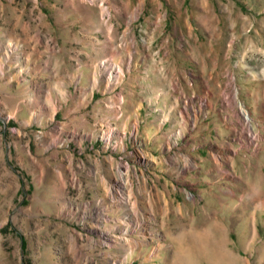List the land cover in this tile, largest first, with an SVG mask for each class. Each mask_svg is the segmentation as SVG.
<instances>
[{
    "label": "rangeland",
    "instance_id": "obj_1",
    "mask_svg": "<svg viewBox=\"0 0 264 264\" xmlns=\"http://www.w3.org/2000/svg\"><path fill=\"white\" fill-rule=\"evenodd\" d=\"M0 264H264V0H0Z\"/></svg>",
    "mask_w": 264,
    "mask_h": 264
},
{
    "label": "bare ground",
    "instance_id": "obj_2",
    "mask_svg": "<svg viewBox=\"0 0 264 264\" xmlns=\"http://www.w3.org/2000/svg\"><path fill=\"white\" fill-rule=\"evenodd\" d=\"M245 114H246V116L249 115V113H247V112H246ZM248 119H249V118H248ZM248 121H249V120H248ZM249 124H250V123H249Z\"/></svg>",
    "mask_w": 264,
    "mask_h": 264
}]
</instances>
